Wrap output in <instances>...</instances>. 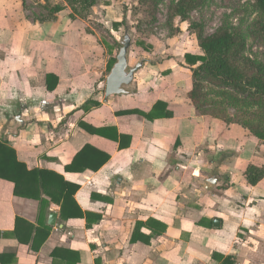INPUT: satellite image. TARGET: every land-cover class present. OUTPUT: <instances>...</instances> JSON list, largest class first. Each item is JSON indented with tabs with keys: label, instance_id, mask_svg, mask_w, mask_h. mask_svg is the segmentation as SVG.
Here are the masks:
<instances>
[{
	"label": "crops",
	"instance_id": "crops-1",
	"mask_svg": "<svg viewBox=\"0 0 264 264\" xmlns=\"http://www.w3.org/2000/svg\"><path fill=\"white\" fill-rule=\"evenodd\" d=\"M23 4L0 0V139L29 168L78 185L85 216L64 220L51 202L41 222L39 201L15 195L14 183L0 178V264H264V178L252 186L244 175L250 164L264 168V143L238 123L196 110L188 94L199 63L185 58L203 55L194 34L182 28L131 50L129 66L143 67L128 94L106 98L114 44L72 11L36 19ZM49 73L59 77L53 91ZM159 101L172 117L117 114L148 113ZM86 144L109 160L68 172Z\"/></svg>",
	"mask_w": 264,
	"mask_h": 264
},
{
	"label": "trees",
	"instance_id": "trees-1",
	"mask_svg": "<svg viewBox=\"0 0 264 264\" xmlns=\"http://www.w3.org/2000/svg\"><path fill=\"white\" fill-rule=\"evenodd\" d=\"M51 5V0H45L44 7L47 9L49 19H54L67 7L72 9V18L86 17L102 0H64ZM164 0H134L132 8L139 14L141 11L151 15L155 19V11L158 5ZM208 0H178L171 8V16L179 18L182 23H189V33H196L198 44L203 55L195 56L187 53L186 61L196 65L192 69L193 88L188 97L201 114H209L220 118L228 123H238L248 129L252 135L264 143V63L253 60L246 56L247 36L249 31L253 35L264 37V0H255L254 7L258 16L245 28L242 21L233 27L222 26L212 34H205L203 26L194 22L191 13L205 6ZM124 17L126 8L123 10ZM125 18L121 24H125ZM120 23V22H119ZM118 27V22L114 23ZM181 28L173 30L172 34L180 32ZM144 46V44L139 45ZM116 58L109 60V70L112 69ZM206 80L217 83L225 89L219 91L220 95H229L230 91L245 94V105L238 108L239 114L235 118L221 116L218 111L203 108L206 95ZM59 83V77L49 73L47 75L48 90H55ZM219 103H224V100ZM94 105L100 102L93 101ZM216 104V101L213 102ZM119 115L140 114L149 120L163 117H172L173 112L167 109L165 102H157L150 112H143L137 109L118 111ZM79 124L93 134L104 135L102 128H95L92 125L80 120ZM113 127L107 128L112 130ZM116 130V128H115ZM122 138L125 135H120ZM116 139V138H114ZM124 144L121 142L120 147ZM110 158V155L99 150L91 144H86L76 153L72 162L66 166L68 172H82L86 169H100ZM245 178L249 185H257L264 178V168L250 164L245 171ZM0 178L12 181L15 185V195L38 200L40 203V216L45 214L51 202L61 207V216L64 220L84 217L79 207L75 194L79 186L67 181L63 175L42 168H29L21 161L16 149L7 140L0 139ZM49 197L51 200H48ZM99 217L97 221H99ZM21 219H19L20 221ZM18 226V225H17ZM46 230L51 229L46 226ZM134 240V237H133ZM57 255L58 252L54 251Z\"/></svg>",
	"mask_w": 264,
	"mask_h": 264
},
{
	"label": "rangeland",
	"instance_id": "rangeland-1",
	"mask_svg": "<svg viewBox=\"0 0 264 264\" xmlns=\"http://www.w3.org/2000/svg\"><path fill=\"white\" fill-rule=\"evenodd\" d=\"M23 4V12L30 17L41 19L48 16V12L44 7L45 0H21ZM43 1V3L41 2ZM178 0H164L162 1L156 11L155 19L151 15H146L141 11L137 14L132 6H134V0H102L96 6L92 8L86 14V17H77L84 24L89 25V30L94 28L95 35L98 33V39H103L109 45L116 49V55L118 54L121 41L123 40L127 29H129L133 35V43L131 50L136 52L139 45L147 44L150 40L165 39L169 36H180L182 28H186L189 32V23H182L179 18L171 16V8ZM58 2L65 3L64 0H51V5ZM255 0H208L204 7L193 11L191 18L194 22H197L203 26L204 33L209 35L217 31L222 26L233 27L244 22L245 28L258 16V12L254 7ZM124 8H126V15L124 17ZM65 10L67 12H61V15H68L72 11L70 7ZM108 11V15L106 12ZM118 13L121 20L118 22L119 26H114L112 15ZM72 14V12H71ZM58 16V15H57ZM108 16V17H107ZM125 18V24H121ZM108 19V22H107ZM91 26V27H90ZM181 28L180 32L172 34L173 30ZM247 36V48L246 56L264 63V37L253 35L249 29ZM195 39H197L196 33H193ZM100 37V38H99ZM198 41V40H197ZM148 47V46H147ZM131 51V52H132ZM132 55V54H131ZM133 57H136L133 54ZM138 58V56L136 57ZM136 63L132 62L129 68L135 67ZM107 71H110L109 68ZM206 101L203 102V108L211 109L221 115L235 118L239 114L238 108L245 105V94L230 91L229 95H220L219 91L225 88L217 83L206 80ZM103 90V92H105ZM224 100V103H219ZM216 101L214 105L213 102ZM91 106V104H89ZM68 109H65V113H68Z\"/></svg>",
	"mask_w": 264,
	"mask_h": 264
},
{
	"label": "water",
	"instance_id": "water-1",
	"mask_svg": "<svg viewBox=\"0 0 264 264\" xmlns=\"http://www.w3.org/2000/svg\"><path fill=\"white\" fill-rule=\"evenodd\" d=\"M133 43V35L129 29L121 41L120 50L116 56L114 63L106 81V98L113 95L128 94L126 88L131 85L135 79L136 72L143 67L144 62H139L135 67L129 68V56ZM212 183H216V176L211 179ZM57 222V213L53 212L49 217V224L55 225ZM216 227L221 226L220 220H215Z\"/></svg>",
	"mask_w": 264,
	"mask_h": 264
}]
</instances>
